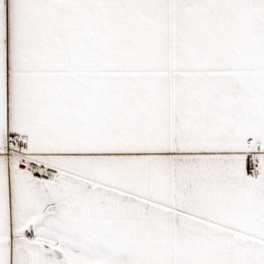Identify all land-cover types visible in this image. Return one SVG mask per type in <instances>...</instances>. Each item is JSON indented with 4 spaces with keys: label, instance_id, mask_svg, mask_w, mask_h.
<instances>
[{
    "label": "snow or ice",
    "instance_id": "6c2138e0",
    "mask_svg": "<svg viewBox=\"0 0 264 264\" xmlns=\"http://www.w3.org/2000/svg\"><path fill=\"white\" fill-rule=\"evenodd\" d=\"M0 264H264V0H0Z\"/></svg>",
    "mask_w": 264,
    "mask_h": 264
}]
</instances>
